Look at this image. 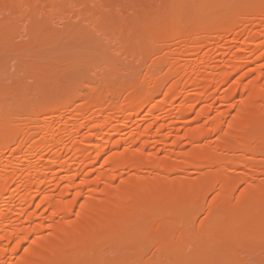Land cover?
Here are the masks:
<instances>
[{"label": "bare ground", "instance_id": "obj_1", "mask_svg": "<svg viewBox=\"0 0 264 264\" xmlns=\"http://www.w3.org/2000/svg\"><path fill=\"white\" fill-rule=\"evenodd\" d=\"M55 1L0 0V11L34 15ZM150 2L107 23L129 35L125 45L137 70L145 65L142 74L119 83L96 74L109 80L96 89L77 67L60 81L42 66L33 71L43 73L41 91L37 83L5 91L13 104L0 110V264H77L64 256L75 252L78 264H149L157 256L162 264L165 254L164 264H237L254 248L264 255V176L250 183L246 173L264 172V0ZM42 78L59 88L43 90ZM34 87L38 98L29 104ZM242 181L236 196L248 206L238 209L227 203ZM177 186L184 193L165 201L175 207L168 214L157 196ZM207 193L225 202L204 205L205 219L194 224ZM205 239L207 249L196 243ZM114 252L116 261H107ZM256 256L254 263L264 259Z\"/></svg>", "mask_w": 264, "mask_h": 264}, {"label": "rangeland", "instance_id": "obj_2", "mask_svg": "<svg viewBox=\"0 0 264 264\" xmlns=\"http://www.w3.org/2000/svg\"><path fill=\"white\" fill-rule=\"evenodd\" d=\"M55 1V0H54ZM102 0H56L55 1V4H54V8L52 9H46L45 13H44V9H41L39 11H42V12H39L38 10V13L35 12L34 15H33V12L30 11V9L27 11H25L23 13V15H20V16H9L7 15L5 12L3 11H0V110L3 111V109L5 110V108H8V106H10V104L12 103L13 104V101H10L8 100V96H7V100L6 98H4L6 96V92L5 91H8L10 90L9 87H13L14 85H18L20 87H22L23 84L25 85H29V86H33L34 83H37L35 85L37 90L41 89L42 86H40L38 83L41 82V78L39 76L43 75V73H41V75L36 74L34 73L35 71H39L40 69L39 68H45L46 70V74H52L54 75V78L55 79H59L61 78L60 75H67L68 71L71 69V68H78V70H80V72L82 73V76L85 77V74H86V78L87 76L89 77V82L90 81V78L91 80H94V76L99 75V76H106L105 78H108L110 79L111 78V81L112 82H115V81H118L119 82H123L124 80H126L128 76L131 75H134L135 73H143V71H145V65H141L143 67H141V69L138 71L137 70V64H139L138 62H134L133 60V56L131 57L130 55V51H128L130 49L129 46L125 45L127 42H125L128 38H129V35H125V36H121L123 35L121 33L118 34L119 32L113 30V26L110 27L111 25H107V23L109 22H112L113 20L116 22L115 25H117V21H121V20H117V18H128V14H130L132 16V11H134L133 9H136L135 6L138 4L137 8L139 9V3L141 2L142 5H144L143 2L148 3L150 2V0H144V1H140V0H125L127 2V5L128 2H130V5L131 6H127L125 5L126 7L122 8L121 10L118 8V9H115V1L117 0H104L102 1V3H104L106 1V6H104L103 4H101L100 2ZM114 1V2H113ZM184 1V0H183ZM113 4H112V3ZM135 2L136 5L134 4ZM100 3V4H99ZM111 3V5H110ZM140 3V4H141ZM151 3V2H150ZM184 3V2H183ZM108 4V5H107ZM134 4V5H133ZM190 4V2L188 3ZM188 4H186V6L188 7ZM134 7H133V6ZM184 6V5H183ZM184 6V7H186ZM98 7V8H97ZM106 7V8H105ZM133 7V9H131ZM192 7V6H191ZM117 8V7H116ZM106 9V10H105ZM125 9L127 11H125ZM130 9V11H128ZM181 9L183 8H180V11ZM192 8H187L186 10L187 11H190ZM50 10V11H49ZM109 10V11H108ZM105 11V13H104ZM120 11L122 12L121 14H124V15H121L120 14ZM2 12V13H1ZM28 12V13H27ZM54 12V13H53ZM127 12H129L127 14ZM185 12V11H183ZM5 13V14H4ZM30 13V14H29ZM103 13V14H102ZM182 13V12H181ZM39 14V15H38ZM184 14V16H186L185 14L186 13H182ZM107 16L106 18L107 19H112L111 21L110 20H106V28L104 26H102L101 22L104 21L106 18L104 16ZM101 19H100V17ZM127 16V17H126ZM9 17V18H7ZM11 18V20H10ZM97 18V20H96ZM99 18V19H98ZM103 18V19H102ZM121 18V19H122ZM131 18V17H130ZM116 19V20H115ZM101 20V21H100ZM125 21V19L123 20ZM129 21V20H128ZM112 25H114V22L110 23ZM119 24V23H118ZM42 25V26H41ZM99 25V26H98ZM44 28L42 30V28ZM46 27V28H45ZM106 29H104V28ZM111 29H110V28ZM50 28V29H49ZM37 29V30H36ZM49 29V30H48ZM101 29V30H100ZM109 29V30H108ZM40 32H39V31ZM42 30V32H41ZM111 30L113 33H111ZM119 30V29H118ZM34 31V34L32 33ZM76 31V32H75ZM109 31V32H107ZM121 31V30H120ZM115 32H117L116 34H118L120 37H124L123 38H120L118 35V39L120 38L122 43H124V45H121L122 43H120V41L117 39L116 37V34H114ZM39 33V34H38ZM78 33V34H77ZM44 35V36H42ZM47 35V36H45ZM36 37V38H35ZM127 37V39H125ZM32 40H31V39ZM41 38V39H40ZM92 38V39H91ZM132 38V37H131ZM3 39V40H2ZM50 40V41H49ZM131 41V40H130ZM47 42V44H46ZM51 42V43H50ZM45 43V44H44ZM129 43V42H128ZM4 44V45H3ZM49 45V46H48ZM68 46V47H67ZM126 46V47H124ZM38 47V48H37ZM76 47V48H75ZM129 47V48H127ZM19 48V49H18ZM17 49V50H16ZM25 49V50H24ZM56 49V50H55ZM103 49V50H102ZM61 50V51H60ZM64 50V51H63ZM33 51V52H32ZM44 51V52H43ZM100 51V52H99ZM6 52V53H4ZM17 52V53H16ZM43 52V53H42ZM56 52V53H55ZM62 52V53H61ZM3 54V55H2ZM44 54V55H43ZM105 54V55H103ZM6 57H5V56ZM103 55V56H102ZM4 56V57H3ZM102 56L103 57V65H102V60L99 61V63H101L102 66H99V63H96L98 62L97 59ZM61 57V58H60ZM98 57V58H97ZM4 59V60H3ZM109 59V60H108ZM93 60V61H92ZM107 60V61H106ZM85 61V62H84ZM106 61V62H105ZM113 61V63H112ZM136 61V60H135ZM59 62V63H57ZM108 62V64H107ZM111 62V63H110ZM24 65H23V64ZM29 63V64H28ZM107 65H106V64ZM40 64V65H39ZM71 64V65H70ZM86 64V65H85ZM105 64V65H104ZM136 64V65H135ZM38 65V66H37ZM59 67H58V66ZM109 65V66H108ZM140 65V64H139ZM32 66V67H31ZM43 66V67H42ZM112 66V67H111ZM136 66V67H135ZM111 67V68H110ZM135 67V68H134ZM24 68V69H23ZM38 68V69H37ZM76 68V69H77ZM139 68V66H138ZM37 69V70H36ZM67 69V71H66ZM69 69V70H68ZM84 69V70H83ZM105 69V70H104ZM44 69L41 70V72L43 71ZM44 70V71H45ZM134 70V71H133ZM34 71V72H33ZM30 72H31V77H30ZM32 72L35 74H32ZM40 72V71H39ZM38 72V73H39ZM64 72V73H63ZM130 72V74H129ZM133 72V73H132ZM28 73V74H27ZM45 73V72H44ZM67 73V74H66ZM100 73V74H99ZM104 73V75L102 74ZM27 74V75H26ZM128 74V75H127ZM34 75V76H33ZM45 75V74H44ZM52 75H49L51 76V79H53ZM27 76V77H26ZM35 76H38V77H35ZM59 76V77H58ZM98 76V80L97 78L95 79L96 82L93 84H96V85H100L102 86L100 83H101V80L105 79V78H99ZM109 76V77H108ZM43 77V76H42ZM64 77V76H62ZM93 77V78H92ZM29 78V79H28ZM34 78H37L38 79V82L36 81H32L34 80ZM45 78V77H44ZM44 78H42V85L43 86V90L45 89H48L47 87L45 88V85L47 84L48 87L51 88V85L53 86V84L51 82H54L56 81L57 83V80H51L49 82H46L44 84ZM47 79H49L47 76H46ZM66 78V76H65ZM126 78V79H124ZM24 79V80H23ZM36 79V80H37ZM107 79V80H108ZM123 79V80H122ZM17 80V81H16ZM60 80V79H59ZM100 80V81H99ZM121 80V81H120ZM28 81V82H27ZM61 81V80H60ZM64 78L62 79V83H63V87H64V84H66L67 82V79L66 81L64 82ZM25 82V83H24ZM80 82V81H79ZM86 82V81H84ZM104 84H106L105 82H109L106 81L105 79V82L102 81ZM51 83V85H50ZM55 83V82H54ZM61 84V82H58ZM57 83V85H58ZM87 83V82H86ZM99 83V84H98ZM22 84V85H21ZM41 84V83H40ZM59 84V85H60ZM90 84V83H89ZM103 84V86H104ZM23 85V87L25 88L26 86ZM38 85H39V89H38ZM54 84V86H57ZM91 85V84H90ZM95 85V86H96ZM15 86V87H16ZM17 86V87H18ZM31 86V87H32ZM66 86V85H65ZM84 86V85H83ZM97 87L96 89H100L101 87ZM102 86V87H103ZM2 87V88H1ZM33 88L32 91L27 95V99H29L27 102H29L30 104V101L31 103L32 102H35L38 98V94H37V90H35L36 88ZM62 87V86H60ZM94 87V85H93ZM30 88V87H29ZM49 88V90H51L52 88L54 89L55 87H52L51 89ZM59 88L58 86L55 88L57 89ZM86 87L84 86V88H82V86L80 85V92H84V90ZM4 89V91H2ZM6 89V90H5ZM8 89V90H7ZM28 89V88H26ZM30 90V89H28ZM34 91V92H33ZM41 91V90H39ZM53 91V90H51ZM55 91V90H54ZM53 91V92H54ZM31 95V96H30ZM34 97H33V96ZM4 96V97H3ZM37 96V98L35 97ZM32 98V99H31ZM2 100V101H1ZM5 101V103H3ZM10 101V102H9ZM3 104H2V103ZM11 104V105H12ZM5 105V106H4ZM11 107V106H10ZM6 111V110H5ZM1 113V112H0ZM24 115V116H23ZM23 115L21 113V116H18V114L16 116H18L19 118H21L23 116V119L24 122H26L27 120V117L25 118L26 114L23 112ZM15 117V115H14ZM16 117L13 119L15 121ZM17 120V119H16ZM13 121V122H14ZM244 169L246 170V168L244 167ZM248 173V175L250 176V180L252 182H255L256 181H259V179H261L263 176H264V172L261 171V168L260 167H252L251 169H247L246 170ZM261 172V173H260ZM125 173L127 174V171H125ZM129 174H131V172H129ZM236 173H234L235 175ZM172 176V175H170ZM173 177V176H172ZM181 178V177H180ZM256 178V179H255ZM259 178V179H258ZM254 180V181H253ZM249 182V181H248ZM241 184L238 185V187L236 188V190L234 189V191H232V194L234 195L233 197H231L230 199V203L228 202L227 204H231L232 206H234L235 208H238V206H240L242 208V206H245L247 204H245V202L247 203L246 198L244 200H239L237 199V196L238 193L240 191L239 188H242V186H244L245 184L244 183H247V182H240ZM178 190L173 191L171 192V190H174L173 189H170V192L168 191H162L161 193H159V195L157 196V200L160 204L161 207H164L166 208L167 212H170L168 214H170L173 209L175 207L173 206H170L169 204H172L173 203H170L169 201L168 202H165L167 200L170 199V197L172 198V196H177V197H181L184 193V189L182 187H179L177 186ZM169 190V189H168ZM239 190V191H237ZM178 192V193H177ZM237 193V194H236ZM172 194V195H171ZM182 194V195H181ZM161 195V196H160ZM180 195V196H179ZM207 196V197H206ZM236 196V197H235ZM161 199V200H160ZM205 199V200H204ZM219 199V200H217ZM237 199V201H236ZM217 200V201H216ZM224 199H221L220 198H212L210 196L209 193L207 194H204L203 195V198H202V204L201 205V209H199V212H196L195 214L198 213V215H196V217L192 220L194 224H197L198 222L200 223V221L202 222V220H199V217L202 219L201 216H203L205 219V216H204V213H203V208L207 205V203H211L213 205V209L214 210H217L216 209V205H219L220 201L221 202H225V200L223 201ZM233 200V201H232ZM161 201V202H160ZM176 201V200H175ZM219 201V202H218ZM232 201V202H231ZM249 201V200H248ZM173 202V201H172ZM205 202V203H204ZM216 202V204H215ZM218 202V203H217ZM242 203V204H241ZM163 204V205H162ZM249 204V203H248ZM142 205V204H141ZM168 205V206H167ZM177 205V204H176ZM205 205V206H204ZM223 205V203H222ZM248 206V205H247ZM246 206V207H247ZM141 207V206H139ZM148 207V206H146ZM161 207H158V209L161 211L164 210V208H161ZM241 208H238V209H241ZM141 209V208H139ZM148 208H146L147 210ZM178 209V208H177ZM145 210V211H146ZM157 212L159 210L155 209ZM202 210V212L200 211ZM140 211V210H138ZM145 211H142L145 213ZM156 211L154 212H149L150 214L148 213H145L147 214L146 216H151V214L153 213H157ZM176 211V210H175ZM179 211V209H178ZM182 211V210H181ZM140 212V213H142ZM164 212V211H163ZM162 212V213H163ZM187 211H185L186 213ZM180 213V212H178ZM183 213V212H182ZM193 213V212H192ZM202 213V214H201ZM144 214V215H145ZM159 214V213H158ZM175 213H173V216H174ZM190 213H188L186 216H189ZM178 215V214H177ZM177 215H175L174 217H176ZM184 215V213L182 214ZM193 215V214H190V216ZM158 217L155 215H153L152 217ZM162 217V216H161ZM166 218V216H164ZM179 217V216H178ZM194 217V216H193ZM180 218V217H179ZM182 218V217H181ZM186 218V217H185ZM190 218V217H188ZM154 219V218H153ZM158 219V218H157ZM155 219V220H157ZM160 219V218H159ZM157 220V221H160V220ZM169 219V218H167ZM195 219H198L197 221H195ZM207 219V218H206ZM189 222H192V221H189ZM196 222V223H195ZM212 226V224H210ZM209 226V227H211ZM212 230L214 227H211ZM201 229V228H200ZM205 230H208L210 228H203ZM204 231V230H203ZM200 232V231H199ZM205 233V232H203ZM199 234V233H198ZM209 234V233H207ZM206 235V234H204ZM199 237H200V234H199ZM203 236H201L200 238H202ZM205 238H208L207 236ZM165 241L167 239H164ZM203 240V239H201ZM206 240H209V239H205L204 242L201 244L199 243V241H197L196 243L200 244L201 246L204 247V245L207 244L208 241ZM164 241V242H165ZM192 242V241H190ZM202 242V241H200ZM205 243V244H204ZM211 243V242H210ZM210 243H208L205 248H209L211 245ZM185 244V242H184ZM192 244V243H191ZM180 245V244H178ZM183 245V244H182ZM180 245V246H182ZM187 245H189V243L184 246L187 247ZM194 245V244H193ZM197 245V244H196ZM127 246V245H124V247ZM183 246V247H184ZM184 247V248H186ZM194 247V246H193ZM200 247V246H199ZM151 248V249H150ZM148 248V254L146 255H152L154 257V254L152 252V249L153 247H150ZM183 248V249H184ZM189 248V247H188ZM204 248V249H205ZM150 249V251H149ZM257 248H254L253 250H251L252 252L250 253H247L248 255L244 254L245 256V262L244 260L243 261H237L235 263L237 264H244L243 262L245 263H248V264H251V262H255L256 259H257V256L256 255H259V257H262L264 258V255L259 253V254H256L254 255L253 253H255V250ZM109 250V249H107ZM116 249H114L113 251H115ZM105 251V250H104ZM104 251H102V255L105 254L103 253ZM111 251V250H110ZM167 251V250H166ZM254 251V252H253ZM259 251H262V250H259ZM117 254L116 252L113 253V255L111 254L112 256V260H107L109 262H115L116 258L118 257H115L114 258V254L116 255H119L121 258V253L118 249H117ZM151 252V254H150ZM77 253V255H76ZM108 254L111 253V252H107ZM165 253V252H164ZM169 253V252H167ZM264 253V252H263ZM158 255H162L157 253ZM157 254L155 256H157ZM249 254H253V258L251 255ZM67 255V256H66ZM64 255L65 257H67L69 260H71V262L73 263H76L78 262L79 263V260L80 259V253L78 252H75L71 255L69 254H66ZM73 255V256H72ZM169 255V254H167ZM167 255H163V257L165 256L166 258L163 259L164 262H167L169 263L168 261V257ZM79 256V257H78ZM105 256V255H104ZM107 256V254H106ZM105 256V257H106ZM110 256V257H111ZM150 256V257H152ZM249 256V257H248ZM149 258V256H147ZM243 257V256H241ZM240 257V258H241ZM74 258V259H73ZM156 258V259H155ZM246 258H249V260H247ZM153 259H155L153 261ZM159 259V260H158ZM167 259V261H166ZM254 259V260H252ZM260 259V260H259ZM258 262L254 263V264H264V259L262 260L261 258H259ZM115 260V261H114ZM150 260V259H148ZM156 260L160 261L161 260V257L157 256V257H154V258H151V261H149V264H158L156 262ZM241 260V259H239ZM251 260V261H250ZM118 261V260H117ZM249 261V262H248ZM263 261V262H262ZM147 262V261H146ZM145 262V263H146ZM162 262V261H161ZM164 262H162V264H164ZM261 262V263H260ZM77 263V264H78ZM147 264V263H146ZM234 264V263H233Z\"/></svg>", "mask_w": 264, "mask_h": 264}]
</instances>
